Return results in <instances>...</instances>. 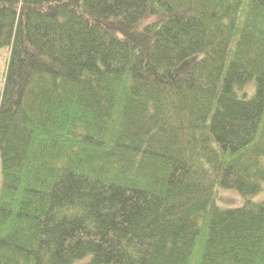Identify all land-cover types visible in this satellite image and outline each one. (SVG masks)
<instances>
[{
	"label": "trees",
	"instance_id": "1",
	"mask_svg": "<svg viewBox=\"0 0 264 264\" xmlns=\"http://www.w3.org/2000/svg\"><path fill=\"white\" fill-rule=\"evenodd\" d=\"M1 49L0 264H264L216 204L264 184V0H0Z\"/></svg>",
	"mask_w": 264,
	"mask_h": 264
},
{
	"label": "rangeland",
	"instance_id": "2",
	"mask_svg": "<svg viewBox=\"0 0 264 264\" xmlns=\"http://www.w3.org/2000/svg\"><path fill=\"white\" fill-rule=\"evenodd\" d=\"M9 58V52L7 49H1L0 50V96L4 84L5 79V71L7 68ZM193 59L186 60V63L177 68L176 72L182 71L186 69L188 66H190L191 61ZM254 83L250 82L244 87L243 92L245 93V99L250 100L252 96L254 95ZM264 164V159H263ZM0 187H1V165H0ZM264 201V184L262 191L258 194H255L253 196H249L247 198L241 197L236 191L234 190H228L223 188H217L216 189V204L221 209H234V208H240L246 205L247 203H261ZM83 262H76L75 264H82Z\"/></svg>",
	"mask_w": 264,
	"mask_h": 264
}]
</instances>
